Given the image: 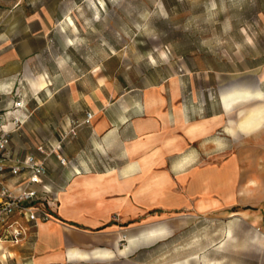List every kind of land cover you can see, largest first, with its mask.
Instances as JSON below:
<instances>
[{"label":"crops","instance_id":"1","mask_svg":"<svg viewBox=\"0 0 264 264\" xmlns=\"http://www.w3.org/2000/svg\"><path fill=\"white\" fill-rule=\"evenodd\" d=\"M20 15L3 23L20 40L0 36V114L8 129L13 118L31 125L25 111L33 104L41 118L39 135L12 134L13 148L39 157L37 145L51 149L63 130L87 113L94 118L63 143L66 166L48 159L46 204L55 219L0 248V264L121 263L175 221L208 217L232 219L234 236L215 243L234 244V264H264V55L234 60V77L179 58L132 61L106 42L96 63L84 53L51 63L49 19ZM71 36L66 46L78 50L82 35Z\"/></svg>","mask_w":264,"mask_h":264},{"label":"rangeland","instance_id":"2","mask_svg":"<svg viewBox=\"0 0 264 264\" xmlns=\"http://www.w3.org/2000/svg\"><path fill=\"white\" fill-rule=\"evenodd\" d=\"M8 11L12 15L2 18ZM22 11L32 18L44 13L52 24L48 35L52 54L47 58L51 63L83 53L96 63L106 42L132 61L142 58L160 64L179 58L201 71L234 77V60L264 55V0H25L19 5L0 4V36L14 35L13 43L20 40V35L7 31L3 23L21 22ZM66 24L82 35L78 50L66 46L68 37L72 38ZM38 28L33 25L31 33ZM51 63L48 65L53 66ZM63 96L69 98L68 88ZM30 110L32 113L25 112L32 126L20 123L17 134L39 135L35 128L41 118L39 110L34 104ZM177 223L170 224L159 240L143 244L135 255L110 264H234V244L215 243L234 236L232 219L191 218ZM122 239V245H128L127 234Z\"/></svg>","mask_w":264,"mask_h":264},{"label":"built area","instance_id":"3","mask_svg":"<svg viewBox=\"0 0 264 264\" xmlns=\"http://www.w3.org/2000/svg\"><path fill=\"white\" fill-rule=\"evenodd\" d=\"M21 108V103H16ZM94 115L87 113L81 124L73 123L63 130L58 144L51 149L43 144L36 147L41 156L30 153L20 156L12 146V134L21 123L13 118L8 129L7 117L0 114V248L17 245L26 239L32 226L54 220L46 201L51 193L47 162L55 155L62 166L68 164L61 155L62 145L76 137L78 127L91 124Z\"/></svg>","mask_w":264,"mask_h":264},{"label":"bare ground","instance_id":"4","mask_svg":"<svg viewBox=\"0 0 264 264\" xmlns=\"http://www.w3.org/2000/svg\"><path fill=\"white\" fill-rule=\"evenodd\" d=\"M95 5V4H94ZM96 7V6H95ZM98 18H100V13L98 12ZM71 20V19H70ZM71 23H72V20L70 21ZM70 23V24H71ZM69 41H70V43L72 44V40L71 39H69ZM28 81L31 83V85L33 86V88L36 90V91H40L41 90V86H40V84L38 83V81L32 76V75H30V76H28ZM230 234V233H229ZM147 237V236H146ZM124 251H128V252H130V247L129 246H125V248H124Z\"/></svg>","mask_w":264,"mask_h":264}]
</instances>
